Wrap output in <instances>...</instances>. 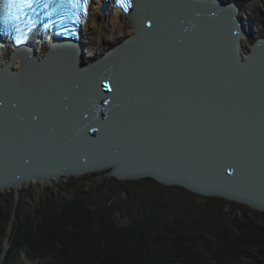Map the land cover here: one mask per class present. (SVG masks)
Masks as SVG:
<instances>
[{"label":"water","instance_id":"1","mask_svg":"<svg viewBox=\"0 0 264 264\" xmlns=\"http://www.w3.org/2000/svg\"><path fill=\"white\" fill-rule=\"evenodd\" d=\"M119 10L134 32L87 63L72 39H51L42 57L33 43L7 44L0 192L14 190V203L0 264L26 182L110 169L264 212V37L241 56L234 1L132 0ZM55 63L69 64L71 81L50 74Z\"/></svg>","mask_w":264,"mask_h":264},{"label":"trees","instance_id":"2","mask_svg":"<svg viewBox=\"0 0 264 264\" xmlns=\"http://www.w3.org/2000/svg\"><path fill=\"white\" fill-rule=\"evenodd\" d=\"M72 186L80 197L58 200L45 188L36 206L15 204L2 264L22 254L43 264H264L263 211L151 177ZM12 197L0 192V255Z\"/></svg>","mask_w":264,"mask_h":264},{"label":"rangeland","instance_id":"3","mask_svg":"<svg viewBox=\"0 0 264 264\" xmlns=\"http://www.w3.org/2000/svg\"><path fill=\"white\" fill-rule=\"evenodd\" d=\"M225 1H234V0H225ZM235 2V1H234ZM238 6V12L236 14L237 18L241 21L244 26L245 36L243 35L241 38V50L240 53L243 58H245L246 53L250 50L251 44L254 40L258 37H264V0H243L242 3L236 2ZM95 30V31H94ZM93 37L95 38L94 43H88L83 37V48L93 53V58L102 55L106 52L110 47L118 43L123 37L128 35L130 32L122 33H114L109 38H105L104 32L102 29H97L95 26L91 28V32H93ZM110 169H105L101 171L91 172L82 174L79 176L70 179L71 176H62L61 178L57 179V181L53 183H44V182H26L20 188L17 189V202L22 203L25 201L30 206H36L39 202V198L43 189H50L54 197L58 200L66 201L69 199L74 198V196L80 197L78 193L73 190V183L76 185L82 184V191L87 192L90 190L91 187H94L96 191H100L105 187V185L112 181L113 175H107ZM116 178V177H115ZM118 179V178H117ZM139 179V178H137ZM120 180H132V179H120ZM73 182V183H72ZM113 183V182H112ZM146 187L151 188L148 183L144 184ZM98 187V189H97ZM145 187V186H144ZM4 193L11 194L13 197L14 203V190H5ZM10 199V196L8 197ZM123 198V197H122ZM232 201V200H231ZM248 206V205H247ZM15 210V207H14ZM13 211V206H12ZM16 215V212H15ZM12 218V213L10 214V219ZM13 217V224H14ZM119 224H124L126 222L121 216L116 217ZM13 228V226H12ZM9 245V244H8ZM9 247V246H8ZM6 248V250L8 249ZM5 250V251H6ZM21 260L19 264H43L40 263L39 260L28 259L23 254L21 255ZM4 259V257H3ZM3 262V260H2Z\"/></svg>","mask_w":264,"mask_h":264},{"label":"snow or ice","instance_id":"4","mask_svg":"<svg viewBox=\"0 0 264 264\" xmlns=\"http://www.w3.org/2000/svg\"><path fill=\"white\" fill-rule=\"evenodd\" d=\"M124 10L131 7V0H121ZM89 0H5L3 4L5 31L14 39L16 45H21L25 39V33L22 28L27 26L25 17L29 13H42L48 17V23L44 25L47 29L50 25H56L60 30L67 34L68 29L64 26L65 21H73L79 23L82 17L88 15ZM55 15L58 20H52L51 17ZM151 27V23H149ZM103 89L109 93L114 92L113 84L108 78L101 81ZM104 105H109V99H103ZM92 133L98 131L97 128H90ZM229 175L232 174L231 167H228Z\"/></svg>","mask_w":264,"mask_h":264},{"label":"bare ground","instance_id":"5","mask_svg":"<svg viewBox=\"0 0 264 264\" xmlns=\"http://www.w3.org/2000/svg\"><path fill=\"white\" fill-rule=\"evenodd\" d=\"M101 8H102V4L99 0H92L87 22L84 25V27H82L81 29V40H80L81 52L78 59L79 63H87L92 60L93 53H90L89 50L84 49L82 47L83 46L82 39L84 37L87 44L89 42L90 43L95 42V38L93 37V34H95L94 33L95 30L91 32V28H93L94 26L99 30L102 29V31L104 32V36H106L105 38L107 39L109 38V36H111L114 33L120 32L124 34L125 32L127 33L130 32L129 34H131L134 32V28L129 20V17L127 15L122 14L118 8H112L111 4H108V7H106V9L103 12H100ZM244 36H245V30H244ZM49 43L50 42L43 43L37 41V43L34 44L35 53L38 56L42 57L46 53ZM240 50H241V45H240ZM11 52H12V48L10 46H3L0 50V61L5 62L9 60L11 56ZM18 67H19V61L16 60L13 64V68H18ZM68 67L69 64L65 65L62 63H55L50 67L52 70V73L50 74L56 76L54 78L59 80L60 82H65L66 80L71 81L72 77ZM57 179L59 178H53L47 181L46 183H53L57 181Z\"/></svg>","mask_w":264,"mask_h":264}]
</instances>
